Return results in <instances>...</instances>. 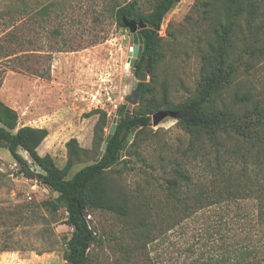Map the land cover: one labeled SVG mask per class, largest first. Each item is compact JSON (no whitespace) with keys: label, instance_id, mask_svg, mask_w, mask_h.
Masks as SVG:
<instances>
[{"label":"rangeland","instance_id":"obj_1","mask_svg":"<svg viewBox=\"0 0 264 264\" xmlns=\"http://www.w3.org/2000/svg\"><path fill=\"white\" fill-rule=\"evenodd\" d=\"M127 1L0 0V102L16 111L17 127L46 129L36 151L48 154L60 169L67 159L65 143L76 139L86 152L66 177L94 162L116 108L128 103L125 98L139 78L128 60L132 35L114 17V5ZM153 2L137 0V8L145 14ZM258 2L264 20V0ZM223 18L222 10L208 11L201 0H175L158 29L146 89L140 88L130 113L144 110L151 98L159 109H170L195 95L205 74L206 43L212 27ZM249 60L246 54L241 60L231 59L233 72L204 103L205 110L230 111L243 118L252 113L254 103L264 108V57L245 63ZM244 94L247 101L239 98ZM246 125L244 135L232 128L205 131L186 128L168 115L156 124L150 118L146 127H137L136 140L131 144L132 136L123 158L105 171L109 187L127 212L87 210L94 233L89 260L211 264L221 257L222 237L232 241L238 230L236 225L233 229L219 225L223 220L233 225L243 213L252 219L251 186L239 185L237 203H215L187 216L183 208H171L166 181L180 170L192 176L194 187L205 189L216 167L224 166L231 167L234 176L246 167L247 174L257 173L264 182V124ZM18 151L30 163L27 153ZM31 168L42 172L33 164ZM55 196L19 173L18 163L0 146V264H68L64 242L72 228L66 224L65 210L52 205Z\"/></svg>","mask_w":264,"mask_h":264},{"label":"trees","instance_id":"obj_2","mask_svg":"<svg viewBox=\"0 0 264 264\" xmlns=\"http://www.w3.org/2000/svg\"><path fill=\"white\" fill-rule=\"evenodd\" d=\"M174 2L175 0H154L152 8L145 14L138 10L137 0L123 4L116 3L115 21L122 28H125L122 23L123 17L136 22L142 20L152 28L160 27L164 15ZM201 2L208 11L222 10L224 18L212 27L211 38L206 43V50L202 55L205 74L198 84L197 92L185 101L171 105L169 110L178 113L176 120L186 128L205 131L232 128L238 134L244 135L248 127L246 123L252 124L255 121L264 124L263 107L254 103L252 113L245 114L241 118L233 116L230 111H207L203 105L233 72L234 68L230 61L234 56L241 60L242 54H246L250 59L245 62L247 64L264 57V20L261 6L258 0H201ZM140 34L141 55L132 67L137 77L147 62L148 71L152 69L155 50L160 39L158 30L155 29L142 28ZM139 86L141 92H144L147 85L145 82H139ZM239 98L243 101L249 99L246 94ZM147 103L144 110L131 113L129 117L124 115L126 105L121 104L119 122L107 141L100 159L80 167L70 177H66L74 161L86 152L78 147L76 139L70 138L65 143L67 159L60 169L48 154L40 156L36 151L47 134L46 129L31 126L17 127L16 111L0 102V146L6 147L18 163L19 173L56 193L52 205L55 208H63L67 214L66 224L72 228V231L65 239L63 253L68 264H94L87 256V249L94 238L93 229L87 218L88 209L101 208L122 214L127 212L120 203L119 195L109 187L105 171L111 163L120 162L116 159L117 153L130 129L136 125L141 128L146 127L150 122V112L160 110L156 99L151 98ZM254 116L255 119L250 120ZM136 136L137 133L133 136L131 144L136 140ZM19 149L27 153L30 163L19 153ZM240 162L245 164V157L240 156ZM31 164L39 167L42 172L35 171L31 168ZM258 164L261 165L262 162L258 161ZM222 167L224 166L216 167L205 189L194 187L190 174L176 170V174L166 181V193L172 199L171 208L181 207L187 216H190L202 208H211L215 203L219 205L237 203L240 199L235 193L239 192V185L248 188L251 186L253 195L251 194L250 198L255 200L252 219H248L249 213H243L233 225L227 224L225 220L222 221L223 224L219 225L220 229L223 226L230 228L232 226L233 229L236 225L234 229L238 231L232 236V241L227 242L226 237H222L221 242L224 245H221L225 248L224 252L211 264H264V182H259L257 173L253 174L255 178L247 174L246 167H243L244 170L239 176L232 175L231 167ZM239 222L243 223L239 224Z\"/></svg>","mask_w":264,"mask_h":264},{"label":"water","instance_id":"obj_3","mask_svg":"<svg viewBox=\"0 0 264 264\" xmlns=\"http://www.w3.org/2000/svg\"><path fill=\"white\" fill-rule=\"evenodd\" d=\"M122 23L129 30V32L132 35L131 43L133 46H132V49L129 51V59L128 60H129L130 66L134 67L135 63L137 62L138 58L141 55V49H142V46H141L142 38H141V34H140V29L149 28L150 30H153V29L158 30L159 26H155L154 28H152L150 24H147V23L143 22L142 20H139L136 22L135 20L128 19L126 17L122 18ZM147 72H148V62L144 66L143 71H141L138 80H136L133 83V93L125 98V100L128 102L126 104V108H125V112H124L125 117H129L131 115V113H130L131 106L137 102L138 97H139V91H140L139 82L145 81L146 76H147ZM119 107L120 106H118L115 110V116L109 125L107 134H106L104 141L101 145V149L98 153V156L94 160V162H97L100 159V157H101V155H102V153L106 147L107 141L109 140V138L113 134L115 127H116V124L119 122V116H118ZM168 115L176 118L178 116V113L176 111L169 110V109H160V110L156 111L154 114H152V117H151L152 123L156 124L159 122L160 119H162L163 117L168 116ZM137 127H138L137 125L132 127L130 129L129 133L127 134L125 140L122 142L120 149L117 153V157H116L117 160H120L123 158V150L125 149L127 143L129 141H131L133 133Z\"/></svg>","mask_w":264,"mask_h":264}]
</instances>
